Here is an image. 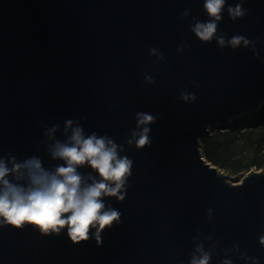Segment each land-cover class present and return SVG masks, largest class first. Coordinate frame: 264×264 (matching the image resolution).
Listing matches in <instances>:
<instances>
[{
	"label": "water",
	"instance_id": "obj_1",
	"mask_svg": "<svg viewBox=\"0 0 264 264\" xmlns=\"http://www.w3.org/2000/svg\"><path fill=\"white\" fill-rule=\"evenodd\" d=\"M243 7L246 16L235 22L225 10L219 31L256 40L264 58V0ZM192 16L208 19L203 0H0V155L62 163L46 153L45 126L86 117V133L108 134L134 162L125 200L106 201L122 223L102 234V247L6 227L0 264H187L197 231L218 239V250L238 242L241 253L264 264V172L231 184L200 152L210 127L264 106V62L250 48L200 42L189 30ZM184 43L189 48L178 54ZM152 47L164 62L150 56ZM145 73L154 84L144 82ZM182 89L197 99L179 100ZM136 112L158 114L152 144L142 150L126 145ZM231 258L244 264L238 254Z\"/></svg>",
	"mask_w": 264,
	"mask_h": 264
},
{
	"label": "clouds",
	"instance_id": "obj_2",
	"mask_svg": "<svg viewBox=\"0 0 264 264\" xmlns=\"http://www.w3.org/2000/svg\"><path fill=\"white\" fill-rule=\"evenodd\" d=\"M243 2L239 0L231 5L227 0H203V12L208 19L201 21L192 16L189 30L202 43L215 40L220 49L250 48L253 56L264 62L259 56L256 40L241 34L227 38L219 31L225 10L233 22L246 16L248 10L243 7ZM190 14L191 8L185 9L179 20L187 21ZM188 48L189 45L184 43L176 51L179 54ZM149 54L160 62L165 60L164 54L156 47L150 48ZM144 82L155 83L147 73ZM191 83L199 87L197 81ZM178 99L192 103L197 97L194 92L182 89ZM134 118L136 124L126 139V145L137 150L150 147V126L156 123L158 114L136 112ZM82 119L86 117L66 119L63 126L57 122L44 128L42 143L48 157L62 163L46 167L43 158L35 154L22 159L10 151L0 155V228H31L44 237L66 233L73 245L94 240L97 247H102V234L122 223V213L106 201L111 198L117 202L125 200L131 187L129 179L134 162L122 155L126 152L125 145L118 144L108 134L86 133ZM83 168L91 171L82 173L80 169ZM206 218H213L212 208H208ZM192 242L194 247L187 264H211L213 256L221 255L225 258L219 264H233L231 257L237 254L244 264H259L258 257L240 252L238 242L218 250L219 240L200 231ZM259 244L264 247V235L259 237Z\"/></svg>",
	"mask_w": 264,
	"mask_h": 264
},
{
	"label": "rangeland",
	"instance_id": "obj_3",
	"mask_svg": "<svg viewBox=\"0 0 264 264\" xmlns=\"http://www.w3.org/2000/svg\"><path fill=\"white\" fill-rule=\"evenodd\" d=\"M228 125L210 127V141L207 144L203 139L200 140V152L210 162L206 152L211 150L219 159V165L210 163L227 176L229 183L237 185L251 172H264V127L251 131L242 129L237 134L228 129Z\"/></svg>",
	"mask_w": 264,
	"mask_h": 264
},
{
	"label": "trees",
	"instance_id": "obj_4",
	"mask_svg": "<svg viewBox=\"0 0 264 264\" xmlns=\"http://www.w3.org/2000/svg\"><path fill=\"white\" fill-rule=\"evenodd\" d=\"M229 126V127H228ZM228 129L236 132L237 134H240L242 132V129H246V131H251L253 129L264 127V106L257 112L246 115L240 119L234 120L230 125H228ZM205 143L208 144L210 139L203 138ZM212 144V142H211ZM206 158L213 162L215 165H219V159L214 156L211 150H207L206 152Z\"/></svg>",
	"mask_w": 264,
	"mask_h": 264
}]
</instances>
